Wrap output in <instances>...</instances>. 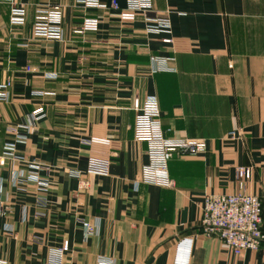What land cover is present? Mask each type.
I'll list each match as a JSON object with an SVG mask.
<instances>
[{
	"label": "crops",
	"instance_id": "1",
	"mask_svg": "<svg viewBox=\"0 0 264 264\" xmlns=\"http://www.w3.org/2000/svg\"><path fill=\"white\" fill-rule=\"evenodd\" d=\"M118 1L121 10L16 0L27 10L23 26L10 24V5L0 3V84L13 82L10 102H0V155L16 140L11 127L44 108L16 153L46 166L40 176L49 181L16 184L28 164L0 167V262L177 264L178 244L191 238L187 264H264V243L234 254L200 225L205 196L239 192L236 168L250 166L246 190L262 201L264 231V0H152L148 17ZM54 4L64 41L33 33L36 11ZM164 13L170 44L168 34L145 30ZM86 17L98 26L76 33ZM151 56L165 59L160 70ZM152 95L167 136L207 144L169 162L173 188L142 181L148 144L136 140L133 100ZM91 156L110 158L109 175L88 173ZM85 222L97 230L87 234Z\"/></svg>",
	"mask_w": 264,
	"mask_h": 264
},
{
	"label": "built area",
	"instance_id": "2",
	"mask_svg": "<svg viewBox=\"0 0 264 264\" xmlns=\"http://www.w3.org/2000/svg\"><path fill=\"white\" fill-rule=\"evenodd\" d=\"M76 2L84 9H107L110 7L114 10H121L118 0H112L109 6L103 0H76ZM0 3L10 5V24L23 26L27 23V10L23 5H19L16 0H0ZM125 9L134 13H143L148 17L153 12V1L127 0ZM98 24L97 18L86 17L82 26L77 28L75 32L83 33L86 28H95ZM32 25L35 37L64 41L62 5L54 4L48 8L38 9ZM145 30L148 33H166L168 36L163 41L168 44L173 42V38L170 36L172 22L169 13L156 14L154 18H149ZM151 62L156 64L154 71H158L161 68L157 64L165 62V59L151 56ZM12 84L10 78L0 84V102H10ZM133 108L137 111L136 140L148 144L149 163L143 168L142 181L168 188L175 187V181L169 173V162L176 154L196 156L205 152L207 150L206 141L204 139L167 136L162 123L159 100L155 95L148 96L144 100L139 97L135 98ZM45 115L44 108H37L29 115L25 124H18L10 129L16 135V140L5 145V152L0 155V167L5 164L7 159H11L27 163L30 168L27 177H25L23 170L15 174L14 182L16 184L21 183L26 178V180L39 185L41 189L49 187V181L40 176L41 169L48 168L35 160L29 161L16 153V143L24 142L28 134L35 129L36 123ZM22 129L25 130L24 133H21ZM229 135L231 138L238 136L235 131L230 132ZM84 143L89 145L91 141L84 140ZM110 163L109 157L91 156L88 173L107 176L109 175ZM252 177V167L238 166L236 178L239 192L235 194H209L205 196L202 205L200 221L202 231L209 236L215 235L220 238L234 254H241L246 250H257L264 243L262 201L259 196L248 193L246 190L247 183ZM87 186L88 182L83 181L82 187ZM84 225L87 234H93L97 230V225L92 223L85 222ZM192 243L191 238H186L178 244V254L180 255L178 257L180 259L178 258L177 264H187ZM67 249L68 243L59 252ZM0 264L5 263L0 262ZM101 264L111 263L101 261Z\"/></svg>",
	"mask_w": 264,
	"mask_h": 264
}]
</instances>
